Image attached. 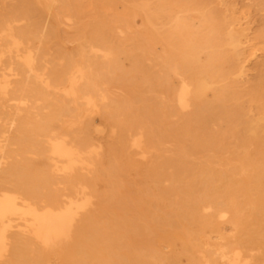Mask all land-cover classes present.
I'll use <instances>...</instances> for the list:
<instances>
[{
	"label": "bare ground",
	"instance_id": "obj_1",
	"mask_svg": "<svg viewBox=\"0 0 264 264\" xmlns=\"http://www.w3.org/2000/svg\"><path fill=\"white\" fill-rule=\"evenodd\" d=\"M119 1L150 97L100 0H0V264H264V0ZM62 29L89 51L53 58Z\"/></svg>",
	"mask_w": 264,
	"mask_h": 264
},
{
	"label": "rangeland",
	"instance_id": "obj_2",
	"mask_svg": "<svg viewBox=\"0 0 264 264\" xmlns=\"http://www.w3.org/2000/svg\"><path fill=\"white\" fill-rule=\"evenodd\" d=\"M91 14H93V16H98V18H100L105 23V25L107 24L111 27V30L107 31L104 35L107 37V44L115 50H118L120 53V58L122 59L123 64L122 79L134 75L137 85H139L141 90H143V94L146 97L152 96L153 89L148 83L147 77L149 74L148 69L150 65V55L148 54V49L151 50L152 45L147 40L146 33L142 31L144 29V22L141 13H137L135 8L128 2L117 0L108 3L102 2V0H100L96 10L91 11ZM91 18L94 19V17ZM125 19L127 20L126 22L129 24L131 30L124 28V21L122 20ZM93 35L94 33L90 31L79 33L73 29L68 31H64L62 29L46 46L49 47V51L52 53L53 58L56 57L58 50L64 53H75L78 50H84L85 52H88L89 48L87 43L90 38L93 37ZM32 46L33 50H40L44 47L46 48L45 45H41L38 42H34ZM156 47V49H154L155 52H153L155 55L159 54L160 52L159 45ZM129 54H134L139 58L143 72L134 74L131 71V62L129 58H127ZM113 85L114 86H111L112 94H121V90L119 89H122L125 84L115 83ZM154 90H156L155 94L160 100L162 96L161 89L157 86ZM94 126L97 128L102 127L98 118H96ZM222 233L226 235H233L234 230L232 229L231 225L227 223L222 225ZM175 248L178 250L179 245L177 244ZM162 251L167 253L169 248L162 249ZM178 264H187L186 259L183 256H179Z\"/></svg>",
	"mask_w": 264,
	"mask_h": 264
}]
</instances>
